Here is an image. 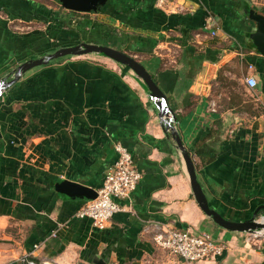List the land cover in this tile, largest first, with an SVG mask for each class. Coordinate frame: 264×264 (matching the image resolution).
<instances>
[{
    "label": "crops",
    "instance_id": "1",
    "mask_svg": "<svg viewBox=\"0 0 264 264\" xmlns=\"http://www.w3.org/2000/svg\"><path fill=\"white\" fill-rule=\"evenodd\" d=\"M250 10L264 17V0H108L90 13L56 0H0V264H181L153 242L157 224L226 246L195 264H264V239L246 242L247 232L225 230L199 208L171 131L131 70L89 54L13 81L22 63L82 42L132 56L165 96L210 207L228 221L256 214L258 222L264 56L251 39ZM117 145L142 178L99 229L76 217L89 200L69 199L56 185L97 191Z\"/></svg>",
    "mask_w": 264,
    "mask_h": 264
},
{
    "label": "water",
    "instance_id": "2",
    "mask_svg": "<svg viewBox=\"0 0 264 264\" xmlns=\"http://www.w3.org/2000/svg\"><path fill=\"white\" fill-rule=\"evenodd\" d=\"M56 1L62 8L66 10L90 13L100 11L106 5L108 0ZM249 18L257 24V31L251 36L253 45L257 49L259 54L264 56V17L257 15L254 11L250 10ZM89 54H97L99 56L108 58L113 62L131 70L133 74L141 80L151 99H153L158 109V119L162 124L165 123L166 128L168 120L165 118L170 116L172 110L167 105L165 96L161 93L157 85L154 83L150 74L147 72L144 66L137 60H135L132 56H129L128 54L120 50L105 45L82 42L74 46L59 48L40 58L28 60L18 66L13 81L16 82L21 75L37 67L48 65L52 61L68 56H82ZM169 131H171V137L175 141V144L181 152L182 158L184 160L193 197L203 213L208 216L214 222V224L228 231L249 232L263 228L264 224L255 221L256 214H254L249 221L232 222L226 220L218 211L210 207L209 202L201 188V185L197 180L194 163L191 160L189 153L185 149L180 136L172 126L169 128ZM56 190L58 193L66 196L69 199L92 200L96 197L95 190L66 180L58 183L56 185Z\"/></svg>",
    "mask_w": 264,
    "mask_h": 264
},
{
    "label": "built area",
    "instance_id": "3",
    "mask_svg": "<svg viewBox=\"0 0 264 264\" xmlns=\"http://www.w3.org/2000/svg\"><path fill=\"white\" fill-rule=\"evenodd\" d=\"M164 0H158L162 4ZM249 88H254L256 82L248 77L245 80ZM169 116L166 125L171 127ZM118 159L106 173L102 186L96 191V197L89 200L77 212L76 217L89 219L93 226L103 229L111 218L121 211L119 200H128L139 184L142 174L133 163L131 154L122 146L115 147ZM264 224V216L258 221ZM153 242L173 258L181 259V264H195L199 261L219 257L226 250L221 242L203 232H193L190 229L166 228L161 224L153 226ZM264 239V227L249 231L244 236L246 242ZM36 248V247H35ZM22 264H37L30 259L22 260ZM50 264V263H42Z\"/></svg>",
    "mask_w": 264,
    "mask_h": 264
},
{
    "label": "trees",
    "instance_id": "4",
    "mask_svg": "<svg viewBox=\"0 0 264 264\" xmlns=\"http://www.w3.org/2000/svg\"><path fill=\"white\" fill-rule=\"evenodd\" d=\"M101 11V10H100ZM99 12V11H98ZM192 160V159H191Z\"/></svg>",
    "mask_w": 264,
    "mask_h": 264
}]
</instances>
